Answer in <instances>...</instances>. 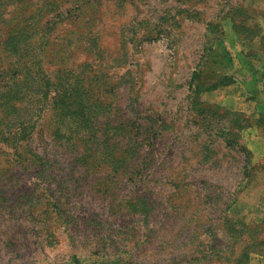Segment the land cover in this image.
<instances>
[{
  "label": "rangeland",
  "instance_id": "1",
  "mask_svg": "<svg viewBox=\"0 0 264 264\" xmlns=\"http://www.w3.org/2000/svg\"><path fill=\"white\" fill-rule=\"evenodd\" d=\"M0 264H264V0H0Z\"/></svg>",
  "mask_w": 264,
  "mask_h": 264
},
{
  "label": "crops",
  "instance_id": "2",
  "mask_svg": "<svg viewBox=\"0 0 264 264\" xmlns=\"http://www.w3.org/2000/svg\"><path fill=\"white\" fill-rule=\"evenodd\" d=\"M255 255H257V258L259 259H261V257L263 256V255H261V254H255Z\"/></svg>",
  "mask_w": 264,
  "mask_h": 264
}]
</instances>
